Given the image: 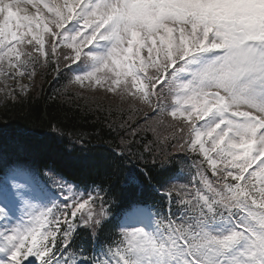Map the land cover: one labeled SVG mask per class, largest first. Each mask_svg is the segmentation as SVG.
I'll list each match as a JSON object with an SVG mask.
<instances>
[{
	"label": "snow or ice",
	"instance_id": "1",
	"mask_svg": "<svg viewBox=\"0 0 264 264\" xmlns=\"http://www.w3.org/2000/svg\"><path fill=\"white\" fill-rule=\"evenodd\" d=\"M38 66L144 113L191 163L153 156L163 175L130 171L127 202L49 175L57 194L13 163L0 264H264V0H0L4 98L27 95Z\"/></svg>",
	"mask_w": 264,
	"mask_h": 264
},
{
	"label": "trees",
	"instance_id": "2",
	"mask_svg": "<svg viewBox=\"0 0 264 264\" xmlns=\"http://www.w3.org/2000/svg\"><path fill=\"white\" fill-rule=\"evenodd\" d=\"M53 67L38 66L27 95L0 104V173L13 163L49 168L79 184L103 183L127 202L141 195L128 183L130 171L143 174L136 165L159 177L163 173L152 167L153 156L159 164L166 155L176 161L184 155L171 147L174 140L162 144L146 130L151 121L144 113L129 120L128 104L103 90L77 89L69 84L68 71L55 78ZM133 127L141 129L140 135H131ZM165 134L161 128L159 136ZM122 140L132 141L131 154ZM150 141L152 154L144 151ZM169 167L175 171L179 166Z\"/></svg>",
	"mask_w": 264,
	"mask_h": 264
},
{
	"label": "rangeland",
	"instance_id": "3",
	"mask_svg": "<svg viewBox=\"0 0 264 264\" xmlns=\"http://www.w3.org/2000/svg\"><path fill=\"white\" fill-rule=\"evenodd\" d=\"M22 82H23V83H26V84H29V80H28L27 78H24ZM85 84H87V82H85ZM78 86H80V85H78ZM80 88H81V86H80ZM82 89H85V88H82ZM98 91H100V90H98ZM5 100H6V99L4 98L3 94L0 93V104H1L2 102H4Z\"/></svg>",
	"mask_w": 264,
	"mask_h": 264
}]
</instances>
